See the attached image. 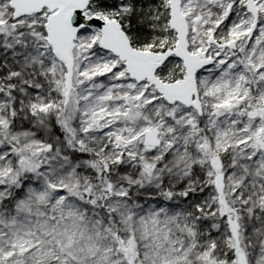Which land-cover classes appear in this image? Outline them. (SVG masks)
I'll list each match as a JSON object with an SVG mask.
<instances>
[{
	"label": "snow or ice",
	"instance_id": "6c2138e0",
	"mask_svg": "<svg viewBox=\"0 0 264 264\" xmlns=\"http://www.w3.org/2000/svg\"><path fill=\"white\" fill-rule=\"evenodd\" d=\"M0 264H264V0H0Z\"/></svg>",
	"mask_w": 264,
	"mask_h": 264
}]
</instances>
